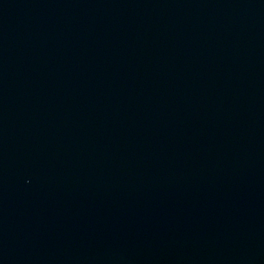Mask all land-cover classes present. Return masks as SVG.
I'll return each instance as SVG.
<instances>
[{
    "label": "water",
    "instance_id": "95a60500",
    "mask_svg": "<svg viewBox=\"0 0 264 264\" xmlns=\"http://www.w3.org/2000/svg\"><path fill=\"white\" fill-rule=\"evenodd\" d=\"M0 264H264V0H0Z\"/></svg>",
    "mask_w": 264,
    "mask_h": 264
}]
</instances>
